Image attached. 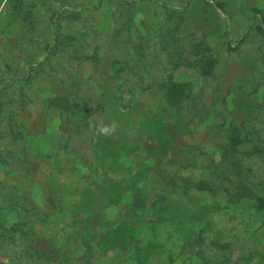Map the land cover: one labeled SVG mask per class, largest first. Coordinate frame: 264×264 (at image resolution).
I'll return each mask as SVG.
<instances>
[{"label":"trees","instance_id":"obj_1","mask_svg":"<svg viewBox=\"0 0 264 264\" xmlns=\"http://www.w3.org/2000/svg\"><path fill=\"white\" fill-rule=\"evenodd\" d=\"M53 1L57 7L45 11L50 16L45 25L49 40L43 45L42 56L0 88V167L8 173L25 175L28 171L26 147L13 116L32 102L35 89L31 78L43 73L60 87V94L47 98L44 106L55 110L56 129L64 137L63 154L76 161L69 170L82 179L81 204L85 209L95 200L99 207L117 204L123 189L130 193V201L125 215L111 224L100 248L90 244L89 234L83 235V253L66 260L34 245L33 225L45 224L47 214L28 206L24 195L0 183V264H87L94 252L104 249L133 255L143 264L145 238L170 227L179 229V247L199 264H264V251L249 245L257 231H264V97L255 101L250 113L226 126L215 152L207 157L210 166L205 176H180L178 168L182 166L175 163L161 169L169 149L193 153L183 142L175 144L177 132H170L169 126L187 127L202 107L193 85L176 82L173 72L189 66L199 78L208 79L216 67L212 49L177 34L178 20L195 0H180L179 4L111 0L110 28L106 30L99 28L104 0ZM203 1L213 6V2ZM7 2L15 15L25 12L22 0ZM150 8V19L139 17ZM254 17L255 26H248L236 43L241 44L252 29L264 40L262 19L258 14ZM223 20L226 23L228 18ZM224 36L221 48L236 44L228 28ZM85 62L92 66L87 78L79 74ZM105 69L114 83L109 98L100 101L89 86L101 82ZM154 87L162 98L158 109L135 117L130 132H110L114 119L137 114L139 97ZM144 137L155 143L148 155L158 162L155 171L161 179L147 191L142 186L144 167L120 180L109 172L117 160L126 162L135 156L137 139ZM190 193L203 194L209 202L192 208L173 200V196L182 198ZM215 217L232 222L224 238L210 233ZM244 219L255 223L250 232L241 228ZM187 226L192 230L180 231Z\"/></svg>","mask_w":264,"mask_h":264},{"label":"rangeland","instance_id":"obj_2","mask_svg":"<svg viewBox=\"0 0 264 264\" xmlns=\"http://www.w3.org/2000/svg\"><path fill=\"white\" fill-rule=\"evenodd\" d=\"M110 1L104 0L100 10V29L110 28ZM169 1L180 3V0ZM209 2H213V6L203 0L193 1L177 23L178 36L185 35L191 41L195 39L203 42L204 48L208 46L217 57L211 78H199L193 67L189 66L179 67L173 72L176 82L193 85L196 100L202 106L187 127L176 129L169 126L170 132H177L173 138L175 144L183 142L186 150L193 152L185 155L169 149L168 157L163 159L161 169L165 170L167 163H175L183 167L178 168L180 176H205V170L210 166L207 157L215 152L226 126L250 113L255 101L264 97V40L252 29L241 44L236 43L248 26L254 27L257 23L254 14H258L264 25V0ZM22 4L25 12L15 15L7 0H0V88L15 75L21 74L27 64L38 61L43 54V45L49 40L45 25L50 16L45 11L56 8L55 2L22 0ZM152 10H144L139 17L150 19ZM225 17L228 18L226 23L223 20ZM227 28L231 32L232 42L236 44L231 48H221ZM187 39L186 43L191 42ZM91 70V64L85 62L79 74L87 78ZM103 74L101 82L90 83L89 86L90 92L100 101L109 98L114 83L109 69H105ZM30 84L35 89L32 102L13 116L26 147L28 171L25 175L21 172L8 173L0 167V183L5 184L8 190L14 189L17 194L24 195L28 206L47 214L48 221L45 224L33 225L35 247L69 260L83 253V235L89 234L90 244L96 248L102 246L103 240L111 232V224L125 215L130 193L123 189L117 204L99 207L95 200L91 203L92 207L84 208L80 202L82 179L69 170L76 165V161L72 156L63 154L64 137L56 129L55 110L45 109L44 106L47 98L60 94V87L43 73L33 75ZM161 102L157 88L147 90L138 99L137 114L114 119L110 124V132H130L135 117L149 111L155 112ZM154 144L145 137L137 139L138 153L132 155L129 161L117 160L110 166L111 177L120 180L133 174L137 168L144 167L146 178L142 182L143 189L147 191L153 183L160 182L155 171L158 162L148 155L154 149ZM207 198L199 193H190L182 198L173 196L174 201L178 200V203L192 208L209 202ZM251 220L244 219L241 228L248 232L254 229L255 223ZM212 222L211 235L222 238L232 225L223 217H215ZM186 229L192 230L187 226L180 228V231ZM178 230L170 227L149 233L145 238L147 252H143L140 258L143 264H199L197 258L189 259L188 252L179 247L181 241ZM249 245L263 252L264 231H257ZM94 254L87 264H138L133 255L128 256L118 250L104 249Z\"/></svg>","mask_w":264,"mask_h":264},{"label":"clouds","instance_id":"obj_3","mask_svg":"<svg viewBox=\"0 0 264 264\" xmlns=\"http://www.w3.org/2000/svg\"><path fill=\"white\" fill-rule=\"evenodd\" d=\"M102 131H104V132H107V131H108V129H103Z\"/></svg>","mask_w":264,"mask_h":264}]
</instances>
